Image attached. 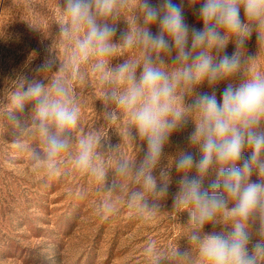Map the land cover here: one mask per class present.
<instances>
[{
  "label": "clouds",
  "instance_id": "1",
  "mask_svg": "<svg viewBox=\"0 0 264 264\" xmlns=\"http://www.w3.org/2000/svg\"><path fill=\"white\" fill-rule=\"evenodd\" d=\"M185 4L195 10L202 28L187 23ZM122 18L127 29L114 42ZM58 30L74 43L70 63L75 72L92 62L102 82L113 85L104 98L116 110L105 113V119L115 123L117 112L122 113L124 136L146 142L134 168L142 190L132 193L130 202L139 201L154 218L159 204L150 205L146 197L166 198L170 167L178 174L173 208L189 214L188 247L163 253L149 242L144 253L150 264H264V72L258 70V54L246 47L255 34L264 51V0H64ZM128 52L137 55L113 65ZM52 68L45 61L37 72ZM238 75L242 78L236 82ZM222 82L226 86L218 100ZM204 84L211 91L197 92ZM186 97L192 102L186 104ZM12 103L21 112L32 105L44 164L53 170L69 149L68 133L80 117L65 79L45 83L21 77ZM7 119L19 124L11 112ZM189 122L194 131L188 141L196 154L179 151L169 168L160 167L171 135ZM99 144V135L82 137L75 166L103 180L105 170L94 163ZM13 147L22 150L23 145L17 140ZM35 156L39 162L40 154ZM130 170L128 160L116 169L121 176Z\"/></svg>",
  "mask_w": 264,
  "mask_h": 264
},
{
  "label": "rangeland",
  "instance_id": "2",
  "mask_svg": "<svg viewBox=\"0 0 264 264\" xmlns=\"http://www.w3.org/2000/svg\"><path fill=\"white\" fill-rule=\"evenodd\" d=\"M63 2L0 0V264H150L144 253L149 242L154 241L163 253L188 247L189 214L173 208L178 174L171 166L166 198L153 201L151 196L146 197L150 205L159 204L154 218H148L139 201L130 202L132 193L142 190L134 168L143 158L146 142L138 137L129 141L124 136L127 117L122 113L117 112L115 123L105 119V113L116 110L104 98L113 85L102 82L92 62L80 65L78 74L73 69L70 59L74 43L62 38L58 30ZM184 9L187 23L202 28L195 10L187 4ZM117 27L114 42L127 29L126 21L122 18ZM151 30L155 33L157 28ZM246 47L249 54H258V70L264 72V51H259L255 34ZM226 51H234L232 43ZM134 55L137 53H125L112 63ZM45 61L53 65L52 70L38 73ZM57 76L65 79L80 117L77 127L68 133L69 149L48 171L32 105H25L23 112L17 110L12 94L21 77L49 83ZM241 78L238 75L235 81ZM225 86L224 82L218 85V100ZM196 91L211 90L204 84ZM191 102V98H185L186 104ZM10 112L19 124L9 122ZM193 131L194 125L189 122L171 135L160 167L169 168L179 151L196 154L188 141ZM92 134L100 136L94 163L105 170L103 180L75 166L79 140ZM17 140L22 150L13 147ZM36 153L40 154L39 162ZM244 155L249 153L245 151ZM121 160H128L132 166L126 176L116 171ZM155 174H159V168Z\"/></svg>",
  "mask_w": 264,
  "mask_h": 264
}]
</instances>
